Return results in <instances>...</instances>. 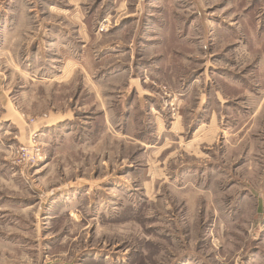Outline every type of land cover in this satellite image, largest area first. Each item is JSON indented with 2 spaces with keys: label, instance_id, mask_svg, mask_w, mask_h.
I'll use <instances>...</instances> for the list:
<instances>
[{
  "label": "rangeland",
  "instance_id": "1",
  "mask_svg": "<svg viewBox=\"0 0 264 264\" xmlns=\"http://www.w3.org/2000/svg\"><path fill=\"white\" fill-rule=\"evenodd\" d=\"M0 264H264V0H0Z\"/></svg>",
  "mask_w": 264,
  "mask_h": 264
}]
</instances>
